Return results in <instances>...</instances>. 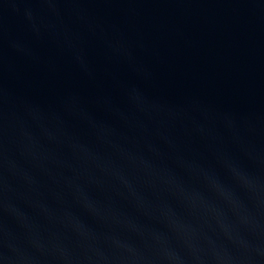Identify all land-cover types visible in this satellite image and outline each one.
<instances>
[{
	"label": "water",
	"instance_id": "obj_1",
	"mask_svg": "<svg viewBox=\"0 0 264 264\" xmlns=\"http://www.w3.org/2000/svg\"><path fill=\"white\" fill-rule=\"evenodd\" d=\"M0 264H264V0L0 24Z\"/></svg>",
	"mask_w": 264,
	"mask_h": 264
}]
</instances>
